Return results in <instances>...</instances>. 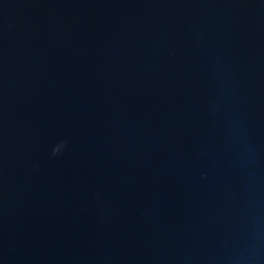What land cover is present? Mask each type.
Wrapping results in <instances>:
<instances>
[{
    "label": "water",
    "instance_id": "obj_1",
    "mask_svg": "<svg viewBox=\"0 0 264 264\" xmlns=\"http://www.w3.org/2000/svg\"><path fill=\"white\" fill-rule=\"evenodd\" d=\"M0 264H264V0H0Z\"/></svg>",
    "mask_w": 264,
    "mask_h": 264
}]
</instances>
